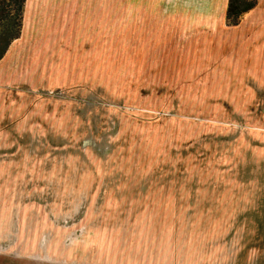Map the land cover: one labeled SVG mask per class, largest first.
Segmentation results:
<instances>
[{
  "label": "rangeland",
  "instance_id": "1",
  "mask_svg": "<svg viewBox=\"0 0 264 264\" xmlns=\"http://www.w3.org/2000/svg\"><path fill=\"white\" fill-rule=\"evenodd\" d=\"M29 1L0 0V264H264V97L218 43L180 51L155 0H118L112 57L61 44L69 3L16 42Z\"/></svg>",
  "mask_w": 264,
  "mask_h": 264
},
{
  "label": "crops",
  "instance_id": "2",
  "mask_svg": "<svg viewBox=\"0 0 264 264\" xmlns=\"http://www.w3.org/2000/svg\"><path fill=\"white\" fill-rule=\"evenodd\" d=\"M34 2H38V6L33 17L24 20L21 40L16 42H23L27 38L28 28L30 43H40L41 38L57 26V18L61 15L70 16L65 10H62L63 13L59 11L61 5L69 3V8H79L78 21L74 23V20L71 24H77V32L75 30L77 36L76 39L73 36L69 37L71 32L68 34V31L62 38L61 44L73 51L75 49L84 51L87 43L98 41L99 45L94 48L99 58L102 54H110L112 57V51L117 48L116 43L112 45L111 41L116 37V32L112 28L116 23L112 22V19H117L118 0H34ZM27 4H30L29 0ZM44 4L45 7H49L50 16L46 12L48 16L44 15L45 7L41 12ZM228 5L229 0H155L151 5L153 9L150 10L149 16L156 20L159 27L161 22L164 24V34L170 36L168 37L170 42L179 43L177 48H180V51L181 48H189L190 57L195 53L194 49L202 50L208 42L218 43L221 65L228 69L232 68V70H223L224 73L228 71L230 75L231 71L234 74L236 72L238 81L242 82L245 88L247 84L252 83L257 95L264 97V0H258L256 6L244 14L239 24L232 26L226 23ZM159 19L161 22L157 21ZM90 21L93 29L87 30L86 25L88 23L89 26ZM98 34V40H95ZM22 44L16 43L10 47L6 57L0 62V72L3 68L6 69V66L13 65L14 50L17 45L22 46ZM50 52L52 54L54 50ZM30 56L21 59L23 66L38 63L37 59ZM82 56L86 59L85 53ZM47 62L51 64L52 60ZM5 79V75H0V82Z\"/></svg>",
  "mask_w": 264,
  "mask_h": 264
},
{
  "label": "trees",
  "instance_id": "3",
  "mask_svg": "<svg viewBox=\"0 0 264 264\" xmlns=\"http://www.w3.org/2000/svg\"><path fill=\"white\" fill-rule=\"evenodd\" d=\"M18 5V18H22V10L24 8L26 0H9ZM258 0H229L228 10H227V24L237 25L239 24L241 18L252 10ZM17 18V19H18Z\"/></svg>",
  "mask_w": 264,
  "mask_h": 264
}]
</instances>
